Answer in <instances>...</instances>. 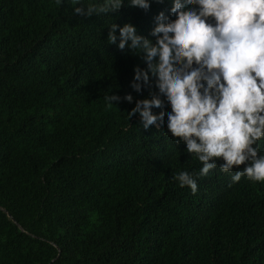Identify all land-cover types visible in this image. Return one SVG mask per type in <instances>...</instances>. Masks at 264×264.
Masks as SVG:
<instances>
[{
	"label": "trees",
	"instance_id": "16d2710c",
	"mask_svg": "<svg viewBox=\"0 0 264 264\" xmlns=\"http://www.w3.org/2000/svg\"><path fill=\"white\" fill-rule=\"evenodd\" d=\"M170 8L80 18L55 0H0V264H264V182L217 166L195 194L180 188L173 175L201 163L128 119L148 96L130 87L144 64L106 25L152 38ZM111 92L134 100L111 105Z\"/></svg>",
	"mask_w": 264,
	"mask_h": 264
},
{
	"label": "clouds",
	"instance_id": "9594fccd",
	"mask_svg": "<svg viewBox=\"0 0 264 264\" xmlns=\"http://www.w3.org/2000/svg\"><path fill=\"white\" fill-rule=\"evenodd\" d=\"M55 2L68 3L72 16L116 18L125 6L147 12L165 0ZM114 20L106 25L107 43L141 58L144 67L134 65L130 87L148 90L128 119L138 114L145 131L166 129L176 145H185L187 158L201 163L198 172H176V184L195 194L197 178L217 166L232 183L264 182V0H171L168 14L154 17V39ZM105 100L131 104L134 96L111 92Z\"/></svg>",
	"mask_w": 264,
	"mask_h": 264
}]
</instances>
